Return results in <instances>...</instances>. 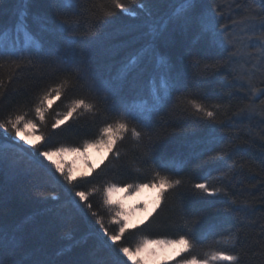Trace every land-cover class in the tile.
I'll return each instance as SVG.
<instances>
[{"label": "trees", "instance_id": "16d2710c", "mask_svg": "<svg viewBox=\"0 0 264 264\" xmlns=\"http://www.w3.org/2000/svg\"><path fill=\"white\" fill-rule=\"evenodd\" d=\"M93 2L94 0H79V5L83 9ZM144 3L145 10L130 5L136 12L135 16L120 14L113 18L112 24L99 28V38L85 39L74 45L77 60L86 61V66L91 69L97 81L111 82L118 86L121 89L119 96L114 97L103 89L98 92L92 86V79H80L74 87L65 91L60 99H53L52 107L46 113L45 123L40 124L37 120V130L30 139L34 141L36 135L44 133L47 138L44 148L62 144L80 146L84 139L94 138L103 120L117 118L118 112L111 110L113 103L129 108L135 105L137 112L145 101L151 104L148 85L158 72L153 56H147L128 76L127 81L121 84L119 80L122 65L128 55L141 48L154 47L159 54L167 56L173 65L181 69L184 85L190 86V91L199 98L209 103L230 104L229 116L241 106L243 94L232 87L230 76L225 78L224 73L216 75L212 71L197 75V71L190 67L186 52L195 32L194 24L185 31L179 24L170 23L165 34L159 37L152 35V28L167 21L174 8L178 7L176 0H144ZM24 7L22 0H3L0 4V31L7 33L0 47H24L25 35L18 33L14 27ZM28 10L30 31L33 36L43 41L45 52L39 57H33L31 68L25 66L17 69L15 75L14 66L11 64L0 68V79L5 80L7 84L6 95L0 99V119L6 118L9 112L15 113L17 109L26 112L27 118L36 119L32 111L36 95L45 88L58 84L63 78L65 68L72 70L70 65L56 62L55 55L49 52L50 49L56 48L63 52V45L58 38L50 33H42L39 27L32 23V16L35 14L58 22L62 17L57 8L50 4L49 0H34ZM87 24L88 17L85 14L81 34L87 31ZM10 76L13 78L9 80ZM183 91L181 88L180 91L174 92L167 104L152 116L153 131L159 136L156 148L157 163L161 158L169 162H182L183 171L180 175L191 178L193 182H200L209 173L215 177L221 172H228L227 179L222 183L238 198L244 196L252 201L251 209L241 208L233 214L236 218L230 216L227 222L221 221L216 208H209L201 214L196 234L207 232L208 239L202 246H198L197 254L203 255L208 250V245L228 230L238 231L239 249L246 253L242 264H264V255L259 252L260 244L264 243V232L261 231V226L264 225V200L259 199L264 196V141L250 135L246 130L252 127L259 131L262 126L257 125L256 121L236 122L232 131L238 138L232 139V143L238 151L224 161H210L209 157L228 143V130L217 129L216 137H223V143L218 144L210 138L195 117H189L180 111L177 98ZM229 93L233 95L229 96ZM75 98L97 103L101 114L93 118L91 114L81 110L63 125L53 129L51 125L57 119H63V113ZM130 124L136 122L130 121ZM13 137L14 133L12 136H0V144L12 145L5 148L3 164L0 166V226L6 229L20 226L25 246L13 256L6 254V260L33 259L43 261L44 264H116V246H109L111 242L105 243L106 237L96 224V218L88 213L83 204L80 209L73 205L72 201L78 202V198L74 196L71 186L62 178H59L57 183L43 169L36 171L37 166L33 159L15 146L23 145V142L13 141ZM132 143L130 139L119 143L122 154L119 161L113 159L111 153H106L105 156L109 159L104 160L103 164L100 161L93 169L95 171L90 172V176L84 179L77 177L78 186L87 190L93 186L100 187L105 182H115L118 187L123 188L124 184L146 180L152 161L142 152L132 151ZM23 148L28 149V146L23 145ZM125 153L127 155H124ZM40 159L43 160L42 157ZM233 160L237 163L245 162L243 170L229 171ZM44 164L47 165L45 162ZM136 168L141 169V172L138 173ZM56 176L59 177V174ZM216 186H220L219 183ZM49 192H53L59 199H51ZM89 199L93 210L103 218L105 227L110 232L117 231L118 225L111 221L109 209L102 203V196L97 193ZM211 199L218 198H197L191 191H186L182 198L190 213L198 210L205 200ZM180 204V199L174 200L170 197L169 201L144 220L143 224L128 228L121 243L133 247L135 242L144 236L149 239L174 237L182 231ZM26 218H31V222L25 223ZM212 225H217L215 230L211 229ZM119 256L126 264H131L122 254Z\"/></svg>", "mask_w": 264, "mask_h": 264}, {"label": "snow or ice", "instance_id": "6c2138e0", "mask_svg": "<svg viewBox=\"0 0 264 264\" xmlns=\"http://www.w3.org/2000/svg\"><path fill=\"white\" fill-rule=\"evenodd\" d=\"M3 0H0L2 4ZM34 0H22L25 5L17 17L15 30L25 35V45L22 48L0 47V68L5 64L13 65V75L17 69L25 66H33V57H39L45 52L43 41L30 31L28 6ZM178 7L174 8L171 16L162 25L152 28V35L159 37L168 31L170 23L179 24L187 31L193 24L195 32L188 46L186 56L189 58L190 67L201 75L212 71L213 74H225V78L231 77L230 83L238 93H242V104L231 116L228 115L230 104L221 102H206L190 91V86H185L184 75L179 67L173 65L170 59L159 54L153 47L151 49L141 48L126 58L122 65L119 80L121 84L127 81L128 76L144 62L149 55L156 60L157 75L153 76L148 85V92L152 98L151 104L143 103L140 111H135L137 106L129 108L126 105L113 103L112 111H117V118L101 122L98 132L92 139H84L80 146L60 145L57 147L44 148L46 136L44 133L36 135L33 139V132L37 130V120L40 124L46 121V113L52 107L53 99H60L65 91L75 86L80 79H92V85L99 92L103 89L110 92L112 96L118 97L120 88L111 82L97 81L92 75L91 69L86 66L85 60H77L74 45L82 40H93L99 38L98 29L113 23V18L120 14L135 16L136 12L130 5H136L140 10H145L144 0H94L87 8H81L79 0H49L61 14L57 22L47 16L35 14L32 16V23H35L42 33H50L58 38L63 45V52L59 48L50 49L54 54L56 62L63 65H70L71 71L65 68L63 78L54 87L49 86L42 90L35 97L32 111L36 119H29L26 112L19 109L15 113L9 112L7 117L0 119V136H12L13 141H22L23 145H15L24 154L29 155L35 165L36 171L43 169L49 173L51 179L59 182V178L74 191L78 202L73 200V205L80 209L83 204L88 213L96 218V224L106 237L105 243L111 242L109 246H116V264H126L122 257H126L131 264H161L163 259L180 257L176 264H242L246 253L239 249V232L228 230L213 240L208 245V250L203 255L197 254L198 246H202L208 239V233L196 234V226L200 223L201 214L209 208H216L218 217L227 222L230 216L240 211L241 208L251 209L252 201L244 196L237 197L222 182L228 177V172H221L213 177L210 173L203 177L200 182H193L191 178L180 175L183 171L182 162H169L160 159L157 163L156 148L159 140L157 133L153 131L152 116L158 113L174 92L184 89L177 98L178 107L182 113L189 117H195L198 123L208 133L209 137L216 143H223L224 138L216 137L217 129L228 130L230 137L228 143L219 151H215L209 160L213 162L224 161L230 155L235 154L238 148L232 143V139L238 138L232 129L236 122L245 120L256 121L262 127L257 131L248 127L246 130L250 135L264 141V0H176ZM119 10V11H117ZM88 17L87 31L81 34V24L84 15ZM7 33L0 31V44ZM10 76L8 79H12ZM6 81L0 79V99L6 95ZM233 93H229V96ZM259 101V102H257ZM91 114L93 118L101 114V109L95 102H88L84 98H75L63 113V119H57L51 125L53 129L63 125L65 121L80 111ZM135 121L136 124H130ZM137 125L139 127H137ZM130 139L132 151L142 152L143 155L152 161L148 178L144 181H136L124 184L123 188L118 187L115 182H105L102 186H93L90 189H82L78 186V178L72 170L67 169L61 162L60 157L67 153H74L86 159L89 149L103 150L111 153L113 159L121 160L122 154L119 150V143ZM12 145L0 144V166L3 164V155L6 147ZM32 151L29 152L28 150ZM124 155H127L125 153ZM43 158L41 160L40 158ZM109 159L105 156L104 160ZM48 162V165L44 164ZM245 162L237 163L232 161L229 171L243 170ZM54 169V171H52ZM95 171V170H93ZM138 173L141 169L136 168ZM59 174V177L56 174ZM90 172L81 174L79 179L90 176ZM219 183L220 186H216ZM156 190L155 199L151 211L147 212L145 220L151 217L157 209H161L165 202L172 197L180 199L179 217L181 229L174 237L149 239L144 236L136 246H124L121 241L129 228L128 220L131 213L125 211L122 200L115 197L117 192H140L144 189ZM186 191H191L197 198L213 197L218 199L205 200L204 204L196 211L189 212L187 205L182 198ZM99 193L102 196V203L109 209L111 221L118 225L117 231L110 232L104 225L103 218L93 210L90 197ZM51 199H59L53 192L48 194ZM256 198L254 197L253 200ZM259 199L264 200V196ZM220 204V207H216ZM82 211V209H81ZM134 211V209H133ZM31 218H26L25 223H30ZM141 224L144 221H140ZM133 227H137L133 225ZM217 225H212L215 230ZM264 232V225L261 226ZM25 238L20 226L10 229L0 226V264H44L40 260L17 261L6 260V254L13 256L23 249ZM169 249L175 252L173 257H162ZM259 252L264 255V243L260 244Z\"/></svg>", "mask_w": 264, "mask_h": 264}, {"label": "rangeland", "instance_id": "374dc122", "mask_svg": "<svg viewBox=\"0 0 264 264\" xmlns=\"http://www.w3.org/2000/svg\"><path fill=\"white\" fill-rule=\"evenodd\" d=\"M106 152L103 150L89 149L86 155V159L80 157L74 153H67L60 157L62 164L72 170L76 177H80L82 173L91 172L105 156ZM47 165L48 162L44 161ZM51 167L50 165H48ZM156 190L152 188L144 189L140 192H117L115 197L118 200H122L125 205V211L131 213L129 216L128 224L129 228H133V225L138 226L140 221H144L148 211H151L153 202L155 199ZM134 209V211H133ZM142 238L138 239L133 248L140 242ZM175 252L169 249L166 253L162 254V257H173ZM180 257L173 259H163L161 264H176Z\"/></svg>", "mask_w": 264, "mask_h": 264}]
</instances>
